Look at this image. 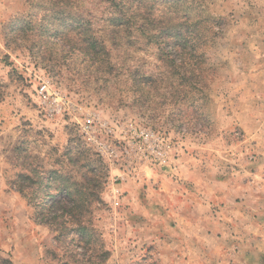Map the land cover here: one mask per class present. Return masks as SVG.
<instances>
[{
    "label": "rangeland",
    "instance_id": "1",
    "mask_svg": "<svg viewBox=\"0 0 264 264\" xmlns=\"http://www.w3.org/2000/svg\"><path fill=\"white\" fill-rule=\"evenodd\" d=\"M0 264H264V0H0Z\"/></svg>",
    "mask_w": 264,
    "mask_h": 264
},
{
    "label": "trees",
    "instance_id": "2",
    "mask_svg": "<svg viewBox=\"0 0 264 264\" xmlns=\"http://www.w3.org/2000/svg\"><path fill=\"white\" fill-rule=\"evenodd\" d=\"M75 20V19H74ZM63 25V24H61ZM62 30H57V32L62 33ZM102 172V170L98 169V173ZM98 178L102 177V173L98 175ZM61 178V181L64 180V182L57 187L54 188V192H49L46 197H42L41 202L39 204L41 208V214L43 216L46 215V212H50L52 208H54V205L52 202H49L48 199L50 200L53 198L58 197V195H65L66 197L70 198L72 200L71 205L67 208V210L64 209V207H57L58 211L51 213L50 217V222H55L56 225V230L59 232V236H63L65 234V230L69 228L71 225H76L73 228L76 229L77 231L81 233H86V231L89 232L91 231V224L87 223L84 221L82 214H84L83 208L85 207L82 203V201L78 202L77 197H82L85 200V197H90L93 192H89L90 190V180L89 179H84V184L80 186V183L78 182H71L72 177H67L64 176V174H57L56 179ZM76 185H79L80 187H74ZM44 191L46 187H48V184L44 185ZM54 202V201H53ZM58 202V199H57ZM55 204V203H54ZM65 216H69V220H64L63 218ZM92 233V232H91ZM88 236V235H87ZM92 236V235H91Z\"/></svg>",
    "mask_w": 264,
    "mask_h": 264
},
{
    "label": "built area",
    "instance_id": "3",
    "mask_svg": "<svg viewBox=\"0 0 264 264\" xmlns=\"http://www.w3.org/2000/svg\"><path fill=\"white\" fill-rule=\"evenodd\" d=\"M47 85H43L41 87V92L44 94V92L46 91ZM164 161H166V159L164 158Z\"/></svg>",
    "mask_w": 264,
    "mask_h": 264
}]
</instances>
